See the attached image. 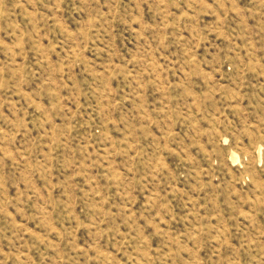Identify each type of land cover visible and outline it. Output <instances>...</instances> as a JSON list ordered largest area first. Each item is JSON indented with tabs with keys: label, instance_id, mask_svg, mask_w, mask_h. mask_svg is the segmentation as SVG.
<instances>
[{
	"label": "rangeland",
	"instance_id": "374dc122",
	"mask_svg": "<svg viewBox=\"0 0 264 264\" xmlns=\"http://www.w3.org/2000/svg\"><path fill=\"white\" fill-rule=\"evenodd\" d=\"M0 264H264V0H0Z\"/></svg>",
	"mask_w": 264,
	"mask_h": 264
}]
</instances>
